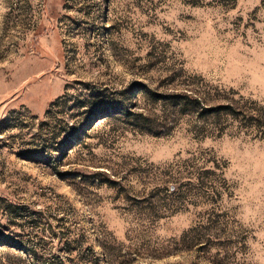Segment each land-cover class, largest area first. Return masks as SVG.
Segmentation results:
<instances>
[{"label": "rangeland", "instance_id": "rangeland-1", "mask_svg": "<svg viewBox=\"0 0 264 264\" xmlns=\"http://www.w3.org/2000/svg\"><path fill=\"white\" fill-rule=\"evenodd\" d=\"M0 264H264V0H0Z\"/></svg>", "mask_w": 264, "mask_h": 264}, {"label": "trees", "instance_id": "trees-1", "mask_svg": "<svg viewBox=\"0 0 264 264\" xmlns=\"http://www.w3.org/2000/svg\"><path fill=\"white\" fill-rule=\"evenodd\" d=\"M148 96L153 101H163L168 103L171 107L180 110L181 112L196 110L201 107L202 100L198 93L194 90L184 89L181 92H172L161 94L158 92L149 91ZM115 105L114 103L112 104ZM118 113L120 118L124 121L133 122L137 127L146 133L159 135L161 132L156 130V118L150 114H146L143 110H131L130 107L125 106L123 102H117ZM116 106V107H117ZM115 107V106H114ZM220 108L231 109L228 105L213 106L210 108H203L205 111H218Z\"/></svg>", "mask_w": 264, "mask_h": 264}]
</instances>
